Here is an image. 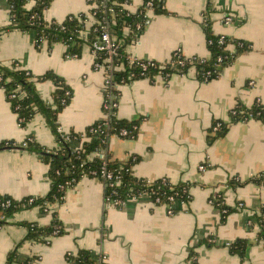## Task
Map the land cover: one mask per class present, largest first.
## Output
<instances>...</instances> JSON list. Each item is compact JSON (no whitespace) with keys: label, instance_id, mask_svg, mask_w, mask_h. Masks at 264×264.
<instances>
[{"label":"crops","instance_id":"obj_1","mask_svg":"<svg viewBox=\"0 0 264 264\" xmlns=\"http://www.w3.org/2000/svg\"><path fill=\"white\" fill-rule=\"evenodd\" d=\"M161 2L166 12L147 9L146 26L125 46L128 55L158 63L169 61L175 52L186 59H206L205 17L213 34L249 45L211 80L199 79L190 66L184 73L155 74L117 86L115 116L140 119V124L130 137L112 135L107 155L120 161L137 157L131 167L136 177L188 184L189 200L155 204L142 193L114 206L105 202L103 181L83 176L67 188L62 203L49 204L45 211L37 206L22 209L7 218L0 227V264H6L7 254L15 248L11 264H25L28 259L29 264H70L66 255L79 249L89 250L103 264H264V237L257 239L259 227L254 223L264 203V187L250 180L264 172V120L229 122L238 104L250 108L258 102L264 107V0ZM142 3L130 0L125 8L134 13ZM89 7L87 0H53L44 18L60 22L68 15L87 13ZM223 14L232 17L230 23L222 22ZM92 23L89 17L87 27ZM226 48L235 51L233 42ZM66 51L61 42L49 47L44 40L36 47L34 32L15 27L8 0H0V63L15 61L34 75L52 71L63 78L72 96L58 114V129L79 133L104 117L105 70L93 67L88 45L79 57H68ZM36 88L43 100L50 101L55 85L45 80ZM216 121L227 123L218 137L211 129ZM28 138L48 149L57 146L42 114H35L24 127L19 125L0 87V143L14 141L19 147L0 148L1 195L43 197L49 189L48 166L35 152L21 147ZM69 142L77 149L82 144V140ZM230 180L242 184H229ZM220 194L223 203L234 209L223 223L211 201ZM53 212L64 232L45 242L28 239L26 224L47 226ZM238 238L250 243L243 258L226 246Z\"/></svg>","mask_w":264,"mask_h":264},{"label":"trees","instance_id":"obj_2","mask_svg":"<svg viewBox=\"0 0 264 264\" xmlns=\"http://www.w3.org/2000/svg\"><path fill=\"white\" fill-rule=\"evenodd\" d=\"M53 0H8L10 6L9 19L15 27L23 31H33L36 47H39L45 40L47 44L52 45L55 42H61L67 46L65 53L68 57H79L83 46H92L100 33L108 29L112 36L121 40L122 44L110 62L105 61L106 55L102 52L96 54V62L104 66L109 74L108 87L103 90L105 102L115 103L117 101V85L127 83L139 78H152L155 74H162L169 77L175 73H184L194 65L197 70V77L201 80H211L219 75L222 68L230 64L235 57L249 48L248 43L230 40L224 37V42H219V35L212 33L209 25V19L205 17L204 31L207 39L209 57L200 61L194 60L192 63L180 53H173L169 61L163 63L160 67L158 62L142 61L141 66L136 62H129L124 46L132 42L136 35L141 33L146 26L148 17L146 15L145 3L134 13L129 12L123 5L128 0H87L89 9L87 13L71 14L62 21H46L44 11ZM31 6L27 8V4ZM150 9L154 13H165L161 0H151ZM93 19V23L87 27V20ZM137 24L140 28L137 29ZM127 30L126 32L124 30ZM233 42L235 51L229 52L227 44ZM222 57L221 62L217 63V57ZM181 62V63H180ZM118 67V68H116ZM209 72V74H207ZM45 80L54 83L55 88L51 93V102L43 100L37 92L36 84ZM0 87L3 88L6 100L10 103L11 109L17 115V121L21 127L33 118L37 113L42 114L51 131L56 137L57 146L52 149L45 148L37 144L32 138L27 139L24 149L35 152L41 161L48 166L47 176L49 179V189L43 197H24L14 199L8 195L0 194V227L3 226L7 218L14 212L22 209L39 207L45 211L49 204H60L63 202L67 188L74 185L81 177H95L103 181L105 185L104 194L111 198H119L124 201L128 197L139 196L146 193L155 201L159 198L160 203H172L169 197L176 200H189L188 184H171L167 179L160 178L148 182L144 178L136 177L132 174L131 167L137 161V157H130L125 161L111 160L107 155L106 146L109 136L119 134L123 128L128 130V137L135 134L140 119L127 120L115 116V107L112 109L102 107L104 117L94 121L86 127L83 132L63 133L58 129V114L70 102L72 96L71 87L63 78L46 71L41 75H34L30 71L21 68L17 62L10 65L0 63ZM254 118L264 120V107L258 102L252 107L246 108L238 104L229 114V122ZM221 127L214 133L215 137L221 136L227 129V123L220 121ZM215 122L213 123V125ZM107 140L104 142L105 134ZM109 137V138H108ZM212 139V138H210ZM70 140H82L81 146L73 148ZM18 144L14 141H3L0 148H15ZM104 150L103 157L100 152ZM103 163L105 171L119 176V183L109 185L113 180H105L102 177ZM251 181L264 187V172L253 176ZM242 184L241 182L230 180L232 183ZM185 189V190H184ZM8 201V205H1ZM173 201V202H174ZM213 205L219 209L220 221L225 222L226 216L234 209L223 203L221 194L212 198ZM254 223L258 225L257 239L264 237V203L260 206L255 215ZM28 227L27 238L34 241L45 242L51 236L60 235L64 232L62 222L57 214L53 212L52 219L47 226H38L36 224H26ZM208 242V238L203 240ZM250 245L244 238H238L226 244L229 252L243 258ZM16 258V248L10 251L6 257V264H11ZM67 260L70 264H103L102 260L94 257L89 250L79 249L75 254H67ZM26 260L25 264H29Z\"/></svg>","mask_w":264,"mask_h":264},{"label":"built area","instance_id":"obj_3","mask_svg":"<svg viewBox=\"0 0 264 264\" xmlns=\"http://www.w3.org/2000/svg\"><path fill=\"white\" fill-rule=\"evenodd\" d=\"M129 2H130V0L124 1L123 2V5L126 6ZM151 5H152L151 0H148L145 3L146 9H150V6ZM9 10H10V6H9ZM231 20H232V17L229 14H223V16H222V22L223 23L228 24V23L231 22ZM136 27H137V29H139L140 28V25L137 24ZM124 31L126 32L127 30L125 29ZM224 37H225L224 35H219V39L218 40H219L220 43H223L224 42ZM121 44H122L121 40H117L116 37H114V36L111 35V33H110V31L108 29H104L100 33V35L98 36V38L96 39V41H94L92 43V46L90 47V50H91V52L93 53V56H94L93 67L95 69H97V68L103 69L104 68V66L101 63L95 61L96 54L97 53H99V52L104 53L106 55L105 61L110 62L112 60V58L115 55H117L118 49L121 46ZM125 46H124V51H125ZM175 53H179V52H175ZM127 58H128V61L129 62H131V63L136 62V63L140 64L141 66H145V65L142 64V61H148V62H150L152 64H154L153 62H155V61H150V60L138 59V58L132 57V56H130L128 54H127ZM196 59H199L200 61H203L204 60L203 58H197V57H193V58H190L188 60L190 61V63H192ZM221 60H222V57H220V56L217 57V59H216L217 63L221 62ZM159 65H160V67H162L163 66V63H159ZM191 66H194V65H191ZM116 68H118V67H116ZM207 74H209V72H207ZM109 77H110L109 74H107V72L105 71L104 89L108 87ZM251 84H252V82H251ZM117 86H116V88H117ZM49 102H51V100ZM115 106H116V103L111 102V100L109 101V103L108 102L106 103L105 100L103 101V107H108V108L112 109ZM220 127H221L220 121H216L215 124L212 125V128L211 129L215 133ZM128 134H129L128 130H126L125 128H123V129H121L119 131L118 136H120V137H128ZM105 136L106 137L104 138V142L107 140V133L105 134ZM109 137H111V136H109ZM29 139H31V138H29ZM26 143H27V141L23 142L21 144V147L24 148L26 146ZM104 153H105V151L102 150L100 152V157H103V154ZM104 165H105V163H103V169H102V174H101L102 177H103V179L108 180V181L109 180H113L112 182L109 183L110 186H112L113 183L114 184H118L119 183V176L118 175H115V177H113V175H112L111 172L105 171ZM199 169H201V170L204 169V165H199ZM147 181L148 182H152L150 180H147ZM133 197H135V196H133ZM104 199H105V202L107 204H112L114 206L116 205V206H119V207H121L123 205V202H124V201H122L119 198H111L110 196H105V194H104ZM168 199H169L170 202H173L174 201L172 197H169ZM181 201H183V200H181ZM153 202L155 204H163V203H160L159 198H156L155 201H153ZM8 204H9L8 201H6L4 203H1V205H3V206L4 205H8ZM164 204L165 205H168L170 203H164ZM239 206H241V203H239L238 207ZM170 212L171 211L169 210V213Z\"/></svg>","mask_w":264,"mask_h":264},{"label":"rangeland","instance_id":"obj_4","mask_svg":"<svg viewBox=\"0 0 264 264\" xmlns=\"http://www.w3.org/2000/svg\"><path fill=\"white\" fill-rule=\"evenodd\" d=\"M15 148H18L19 149V147H15ZM7 149H9V148H7ZM11 149V148H10ZM21 149V148H20Z\"/></svg>","mask_w":264,"mask_h":264}]
</instances>
